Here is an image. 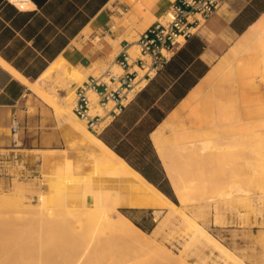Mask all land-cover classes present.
<instances>
[{
    "label": "crops",
    "instance_id": "crops-1",
    "mask_svg": "<svg viewBox=\"0 0 264 264\" xmlns=\"http://www.w3.org/2000/svg\"><path fill=\"white\" fill-rule=\"evenodd\" d=\"M30 1L31 7L20 8L0 0V58L35 79L59 55L85 68L117 47L116 55L132 31L143 28L139 35L174 0ZM126 13L129 27L121 24ZM229 99L238 105L236 121L264 115V0H224L144 88L117 114L106 113L99 121L105 126L91 130L164 191L159 176L167 180V174L156 146L233 125ZM188 110L187 125L181 118ZM90 153L81 135L0 64V183L18 160L33 174H62L70 163L76 176L87 175L93 173ZM117 208L126 215L155 209Z\"/></svg>",
    "mask_w": 264,
    "mask_h": 264
},
{
    "label": "rangeland",
    "instance_id": "rangeland-1",
    "mask_svg": "<svg viewBox=\"0 0 264 264\" xmlns=\"http://www.w3.org/2000/svg\"><path fill=\"white\" fill-rule=\"evenodd\" d=\"M123 21L121 24L130 26L129 17L127 20L124 16ZM141 30L142 28L137 27V31H132L129 40L135 39ZM86 36L89 37V33ZM95 42L99 44L97 39ZM117 49L114 48V53L107 58L95 61L88 68L84 67L83 71L88 75H99L108 66H112L120 72L114 65ZM86 76L80 84L87 79ZM77 85L79 84H75L73 89L75 99ZM63 94L65 91H62ZM41 101L46 103L42 99ZM226 104L233 125L217 126L210 130L204 126L203 129L208 131L192 138L193 145L188 153L196 156V159L187 164L185 170L193 175L195 182L188 188V202H180L168 176L167 180L159 176L160 185L168 190L169 197L188 215L184 223L167 221L161 233L152 235L165 251L156 247H143L127 235L115 233L103 242L89 264L108 261L113 257H117L118 264H162L168 259L166 253L187 259L185 263L171 259L167 264H264V140L260 138L264 132V123L258 120L260 117L257 115H251L249 119L242 117L236 121L238 105L231 99ZM188 112L189 110L181 118L187 125ZM79 120L86 124V121ZM8 167L5 174L8 179L0 183V205L5 210L2 216L4 220L18 221V233L22 236L23 245L20 263L57 264L54 250L57 241L52 237L53 231L42 233L46 239L41 240L44 237L40 238L38 214L33 209L41 207L42 201L52 204L54 200L64 196L65 182L70 175H75L72 165L67 166L65 173L58 175L33 174L26 171L25 161L19 160L10 162ZM6 207L9 210L12 208L13 213L7 211ZM20 207L29 210L15 213L13 208L17 210ZM153 208L155 209L135 211L127 215L149 235L166 214L165 209L157 213L155 210L159 208ZM117 211L116 207L112 213L116 214ZM6 213L9 214L5 215ZM65 216L74 219L79 215L70 211ZM197 226L206 228L220 243L241 257V262L222 258L217 251L208 252L207 248L212 247L211 242L202 236H193ZM102 228L104 224H96L91 234L96 236ZM67 244L63 248L65 252L69 251L66 248L71 247V244ZM41 246L45 248L43 252L40 250Z\"/></svg>",
    "mask_w": 264,
    "mask_h": 264
},
{
    "label": "bare ground",
    "instance_id": "bare-ground-1",
    "mask_svg": "<svg viewBox=\"0 0 264 264\" xmlns=\"http://www.w3.org/2000/svg\"><path fill=\"white\" fill-rule=\"evenodd\" d=\"M11 1L20 8L32 6L30 0ZM126 14L125 16L128 20L130 14ZM0 64L7 68L15 77L19 78L33 93L48 103L62 122L74 134L81 135L85 139L86 145L91 149V153L87 157L90 158L93 173L79 176L70 175L65 182L63 197L54 200L52 204H45L42 201L40 203L41 207L37 206V209H33L38 214L37 225L40 238L44 237L46 232L53 231V233H50L57 241V247L54 249L56 263L89 264V260L92 256H95L94 254L99 252L103 242L115 233H123L143 247H156L164 250L153 236L162 232L164 223L167 221L184 223L188 215L181 206L107 145L86 124L81 122L74 113L72 110V106L75 103L73 89L75 84H80L81 80L88 75L83 71L84 67L75 66L63 55H59L37 78L30 79L1 58ZM114 65L116 69H121L119 65ZM62 91H65V94L62 95ZM89 94L95 102V93L89 91ZM91 112L103 114L104 110L97 105L92 108ZM258 120L264 123V115ZM103 125L104 122L99 124L97 128H101ZM260 138L264 140V132L260 135ZM192 145L191 142L186 141L171 146H156L163 168L181 203L188 202V188L195 182L192 179L193 175L185 170L187 164L196 159V156H191L188 153V149ZM87 153L89 154V152ZM121 205L157 207L159 208L155 210L157 213L165 209L166 214L161 222L155 226L152 234L149 235L123 212L118 210L116 214L112 213L113 209ZM6 208L7 211L13 213L12 208L10 209L11 211L8 207ZM1 209L0 264H21L19 258L22 254L23 245L21 242L22 236L18 233V221L4 220L2 216L5 210ZM13 210L15 213H19L28 212L27 210L29 209L20 207L17 210L13 208ZM70 211L79 216L74 219L67 218L65 214ZM8 214L6 213L5 215ZM98 223L104 224V228L96 236H93L91 231ZM193 236H202L211 242L212 247L207 248L208 252L217 251L222 258H232L237 262H241V257L220 243L203 226H197ZM45 239L46 237L44 239L41 238L44 241ZM50 240L53 242L51 238ZM43 242L41 243L43 244ZM67 243L71 244V247H69L72 251H70V248H66L70 252L63 251ZM42 246L41 252L45 250ZM166 254L168 259L162 264H167L171 259H176L180 263H185L187 260L182 257L177 258L171 253ZM93 264H118V259L113 257L108 261H98Z\"/></svg>",
    "mask_w": 264,
    "mask_h": 264
},
{
    "label": "built area",
    "instance_id": "built-area-1",
    "mask_svg": "<svg viewBox=\"0 0 264 264\" xmlns=\"http://www.w3.org/2000/svg\"><path fill=\"white\" fill-rule=\"evenodd\" d=\"M224 0H174L164 14L139 33L125 40L114 57L120 72L108 66L99 75H90L77 85L74 113L96 129L106 113L117 114L168 63L175 52L197 33ZM142 71V73H141ZM96 95L94 102L89 94ZM100 106L104 113H92ZM20 125L14 117L11 130Z\"/></svg>",
    "mask_w": 264,
    "mask_h": 264
},
{
    "label": "trees",
    "instance_id": "trees-1",
    "mask_svg": "<svg viewBox=\"0 0 264 264\" xmlns=\"http://www.w3.org/2000/svg\"><path fill=\"white\" fill-rule=\"evenodd\" d=\"M164 192H166V194H168V196H170V193L168 191H166L165 189H163Z\"/></svg>",
    "mask_w": 264,
    "mask_h": 264
}]
</instances>
